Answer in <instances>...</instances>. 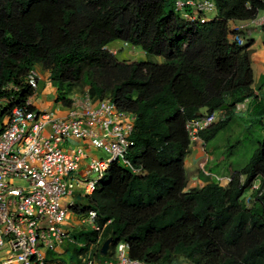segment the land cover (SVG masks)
Listing matches in <instances>:
<instances>
[{
	"label": "trees",
	"instance_id": "obj_1",
	"mask_svg": "<svg viewBox=\"0 0 264 264\" xmlns=\"http://www.w3.org/2000/svg\"><path fill=\"white\" fill-rule=\"evenodd\" d=\"M176 1L0 0V98L16 84L22 89L14 104L26 102L33 93L24 78L42 66L65 109L73 104L67 92L86 86L93 99L111 98L136 115L129 160L140 173L113 163L73 209L86 217L96 211L99 230L78 232L64 254L49 252L46 264H82L89 253L105 264L123 242L144 264H264V140L226 186L203 179L201 165L185 167L187 123L203 109L219 114L200 134L207 144L254 95V40L242 32L240 45L232 25L264 14V0H213L216 16L194 24L176 13ZM261 31L264 39V25ZM115 41L164 62L119 61L108 48ZM195 179L205 181L189 188Z\"/></svg>",
	"mask_w": 264,
	"mask_h": 264
},
{
	"label": "built area",
	"instance_id": "obj_2",
	"mask_svg": "<svg viewBox=\"0 0 264 264\" xmlns=\"http://www.w3.org/2000/svg\"><path fill=\"white\" fill-rule=\"evenodd\" d=\"M175 11L194 24L209 21L208 16L215 15L217 8L213 0H177ZM263 25L264 14L234 23L236 34L232 38L244 45L241 33ZM110 52L117 56L116 49ZM42 79L46 78L38 66L28 72L23 82L33 95L22 104H14L15 94L21 93L20 85H6L4 91L9 95L0 98V115L4 113L0 122V264H46L49 252H58L71 240L64 226L76 199L82 197L80 189L91 196L115 162L140 173L129 160L136 115L122 110L111 98L95 100L89 94L73 101L64 118L42 112L34 101L41 93ZM243 108L238 104L236 110ZM218 119L214 112L190 120L186 129L191 143H203L201 132ZM92 148L107 157L91 158L85 165L86 153ZM82 167L85 171L80 173ZM92 174L95 180L79 178ZM259 188L260 181H256L252 191ZM96 218V211L90 210L84 222L99 230ZM129 247L125 242L118 244L105 264H144L129 256ZM5 255L8 258L3 259Z\"/></svg>",
	"mask_w": 264,
	"mask_h": 264
},
{
	"label": "rangeland",
	"instance_id": "obj_3",
	"mask_svg": "<svg viewBox=\"0 0 264 264\" xmlns=\"http://www.w3.org/2000/svg\"><path fill=\"white\" fill-rule=\"evenodd\" d=\"M209 20L214 18V15L211 14L208 16ZM260 27L249 28L245 31V34L249 36L251 33L256 32ZM261 32L256 34V38H261ZM260 35V36H259ZM110 46L114 47L118 51L117 59L119 61H128V62H154V63H163L164 58L158 57L155 55H148L144 53L139 47H134L130 44H127L124 41H115L110 44ZM40 70V74L42 77L49 79V72L44 69V67H38ZM42 79L39 84V88L41 93L34 97V101L36 106L40 111H46L51 108H55L57 112H63L65 110L64 107L55 104L53 100V96L55 94V88L49 82V80ZM88 87L77 88L72 91L67 92V96L72 99V101L79 100L83 98L85 95H88ZM239 116L236 117L235 122H231L230 125L223 129L212 141L207 144L202 143L203 147H205V151L214 161L208 160L207 157L203 159L200 168L204 167V177L208 179H213L215 182L223 184L222 179H226L231 177V174L236 171L242 170L246 165L249 164L253 153L255 152L258 143L264 140V124L260 125L256 122L255 118L249 117L245 111L238 112ZM195 144V143H194ZM68 147V146H65ZM94 151L88 156V152L86 153L87 158L85 157L84 161L89 162L91 158H106L107 155L101 150L92 148ZM194 168V169H195ZM192 170V169H190ZM207 173V174H206ZM81 181H85L88 179H96V175L92 174L87 177H80ZM217 178V179H216ZM199 179H195L189 186L190 188L199 186ZM82 194V197H86V190H79ZM251 196V192L245 193V200L249 203V199ZM86 199V198H85ZM83 199V200H85ZM86 203L81 204L82 207L85 206ZM82 207H78V210L82 212ZM75 211H70V216H74ZM77 214V213H76ZM86 215H77V229L72 231L71 240L67 241L66 244L59 249L56 253L64 254L67 246L74 244V235L78 232L89 229V225L85 223ZM68 223L71 225L74 223L73 218H69ZM67 224V223H66ZM95 251V248L94 250ZM113 253V251H112ZM93 255L89 253L87 256L82 257V264H88L89 260H93L94 264H101L97 258L89 257ZM112 256V254H111ZM4 258H8L7 255L3 256ZM108 258V257H107ZM179 264H191L190 262L181 260Z\"/></svg>",
	"mask_w": 264,
	"mask_h": 264
},
{
	"label": "crops",
	"instance_id": "obj_4",
	"mask_svg": "<svg viewBox=\"0 0 264 264\" xmlns=\"http://www.w3.org/2000/svg\"><path fill=\"white\" fill-rule=\"evenodd\" d=\"M258 32L262 33V34H260V35H262L261 38H256V34ZM248 39L254 40V44L250 49V51H251V62H252L253 70H254V79H255V83L253 85L254 95L252 98L246 99L244 102H242L240 104L244 105L242 112L245 111V113L249 117L253 116L258 124L263 125L264 124V39H263V32L261 31V28H258V30L256 32L251 33L248 36ZM108 48L110 50L114 49V47H112L110 45ZM38 67H41V66H38ZM47 80H49V79H47ZM55 100H56V89H55V94L53 96L52 101H55ZM55 104H57V103L55 102ZM46 111L53 112L54 115L58 118H64L67 115V109H65L63 112H60V113L57 112L55 110V108H51V109L46 110ZM205 112H206V109H203L202 113H205ZM238 116H239V113L237 112V115L235 116V118ZM235 118L233 119L232 122L236 121ZM202 145H203L202 142H196L195 144L193 143L191 145V153L185 161L186 169H189V170L194 169L197 166L199 160L204 159L205 157H207L208 160L214 161L211 157H209V155L205 151V147H203ZM92 151H94V150L93 149L88 150V156L92 153ZM86 158H87V156H86ZM84 164L86 165L87 162L84 161ZM84 168L85 167H82V170L80 173H83L85 171ZM236 172H239V171H236ZM203 179L207 180L208 178L204 177ZM203 179H199V181H200L199 186H202L203 182L205 181ZM230 179H231V177L226 178V179H222V181H223L222 185L226 186L229 183ZM199 186H195V187H199ZM189 188H190V186H189ZM79 193H81V192L79 191ZM79 198L85 199L84 197H78L76 199V202L79 200ZM69 218H73L74 223L72 225L70 223H68ZM69 218L66 222L67 224L64 227H65L66 232L71 237V235L73 234L72 231H75L77 229V226H78L77 222H76L77 221V214L75 213L74 216H70V214H69Z\"/></svg>",
	"mask_w": 264,
	"mask_h": 264
},
{
	"label": "water",
	"instance_id": "obj_5",
	"mask_svg": "<svg viewBox=\"0 0 264 264\" xmlns=\"http://www.w3.org/2000/svg\"><path fill=\"white\" fill-rule=\"evenodd\" d=\"M109 246H110V243H109V242H106V243L104 244L103 251H102L104 254L107 253V251H108V249H109Z\"/></svg>",
	"mask_w": 264,
	"mask_h": 264
},
{
	"label": "clouds",
	"instance_id": "obj_6",
	"mask_svg": "<svg viewBox=\"0 0 264 264\" xmlns=\"http://www.w3.org/2000/svg\"><path fill=\"white\" fill-rule=\"evenodd\" d=\"M262 14H263V13H262ZM262 14H261V15H262ZM214 16H216V14H215ZM260 28H261V27H260ZM236 111H237V110H236ZM237 112H238V111H237ZM203 143H204V142H203Z\"/></svg>",
	"mask_w": 264,
	"mask_h": 264
},
{
	"label": "bare ground",
	"instance_id": "obj_7",
	"mask_svg": "<svg viewBox=\"0 0 264 264\" xmlns=\"http://www.w3.org/2000/svg\"><path fill=\"white\" fill-rule=\"evenodd\" d=\"M250 192V191H249Z\"/></svg>",
	"mask_w": 264,
	"mask_h": 264
}]
</instances>
